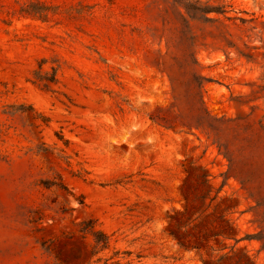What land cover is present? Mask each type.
I'll list each match as a JSON object with an SVG mask.
<instances>
[{
    "label": "rangeland",
    "instance_id": "1",
    "mask_svg": "<svg viewBox=\"0 0 264 264\" xmlns=\"http://www.w3.org/2000/svg\"><path fill=\"white\" fill-rule=\"evenodd\" d=\"M27 1L0 0V264H264V163L236 146L225 181L212 137L148 120L173 97L188 109L177 64L189 51L212 116L263 115L232 101L261 70L226 59L211 25L172 1L36 0L54 9L47 22L17 14ZM201 1L264 24V0ZM225 23L239 45L262 46ZM52 68L55 84L36 81ZM88 221L108 249L81 239Z\"/></svg>",
    "mask_w": 264,
    "mask_h": 264
},
{
    "label": "trees",
    "instance_id": "2",
    "mask_svg": "<svg viewBox=\"0 0 264 264\" xmlns=\"http://www.w3.org/2000/svg\"><path fill=\"white\" fill-rule=\"evenodd\" d=\"M172 1L176 8H182L187 17L193 21L199 20L200 23L209 24L213 28L209 32V36L218 44L229 59L230 55L234 53L238 60L244 61L246 65L255 67L261 70L258 78L259 84L254 83L248 85L254 88L246 100L241 98L233 99L237 106H249L253 103H261L264 107V24L258 23L257 19H245L242 17L230 16L228 9L231 6H213L209 2H190L188 0H164ZM54 9L42 4L36 0L27 1L17 14L21 18L38 20L47 22L50 19V14L54 13ZM16 12L12 16H15ZM11 16V17H12ZM183 23L186 20L183 14H180ZM223 18L224 20H221ZM225 22H232L236 29L251 34L257 32L260 35L261 47L251 46L250 42H245L243 37L239 38V43L235 41V35L230 31V26ZM261 27V28H259ZM184 26L183 34H186ZM260 29V30H258ZM249 38H251L249 36ZM185 61L178 63L179 69H186L184 75L190 78L189 89L186 96L187 110L180 111L176 107L177 99L173 97L172 102L167 107H158L148 115V120L158 127L166 130H180L192 132L194 130L205 133L208 139L212 137L213 144L218 148V151L228 161V172L226 173L225 181L231 176V172L235 167V150L242 154L249 155L245 157L249 166L256 164L257 161L264 163V114L259 115L257 112L260 106H250V112L244 116H237L229 118L226 116L216 117L212 116L203 101V94L208 79L201 76L195 68L198 66L195 51H189L185 55ZM177 61V60H176ZM57 72L55 68L51 69V74H43L36 72L34 77L37 82H47L55 84L57 81ZM173 84V81H171ZM29 110L34 111L32 107ZM43 125H47L48 119L41 114L36 115ZM258 163V162H257ZM81 239L85 240L88 237L92 239L90 244L93 250L100 248V251L108 249L110 240L109 237L99 230L93 221L82 223L79 229ZM71 238V237H68ZM48 250V247L46 248ZM95 254L91 252V255Z\"/></svg>",
    "mask_w": 264,
    "mask_h": 264
}]
</instances>
